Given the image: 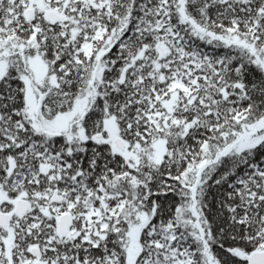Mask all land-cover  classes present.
<instances>
[{
  "label": "snow or ice",
  "instance_id": "snow-or-ice-1",
  "mask_svg": "<svg viewBox=\"0 0 264 264\" xmlns=\"http://www.w3.org/2000/svg\"><path fill=\"white\" fill-rule=\"evenodd\" d=\"M0 264H264V0H0Z\"/></svg>",
  "mask_w": 264,
  "mask_h": 264
}]
</instances>
